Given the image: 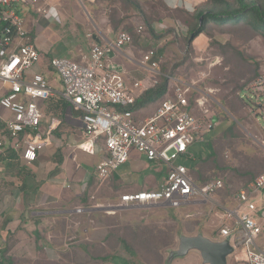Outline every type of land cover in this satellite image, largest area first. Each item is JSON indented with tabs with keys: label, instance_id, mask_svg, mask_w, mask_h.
<instances>
[{
	"label": "built area",
	"instance_id": "2783aa9c",
	"mask_svg": "<svg viewBox=\"0 0 264 264\" xmlns=\"http://www.w3.org/2000/svg\"><path fill=\"white\" fill-rule=\"evenodd\" d=\"M47 1L0 0V151L14 152L26 164L34 163L48 144V139L41 135L44 114L37 101H48L55 91L42 70L33 71L34 67H41L42 56L38 39L32 38L21 16V8L36 12L37 6L42 5V14L55 20L57 12ZM140 32L141 28L137 30ZM132 42V36L122 32L105 47L92 42L88 55L79 61L54 57L44 67L60 82V97L78 113L84 139L77 149L88 155L98 151L104 155L94 168L98 180L108 179L119 167L141 157L164 167L165 175L157 187L126 192L114 206L164 203L181 208L196 197L206 198L224 186L220 179L198 186L189 169L177 163L179 158L192 157L189 147L205 142L214 125L211 92L201 90L195 82L160 73L153 49L147 50L140 61L153 76L151 87L143 81L126 80L108 63L107 53ZM155 76L166 78V94L152 114L141 117L133 109L139 97L158 84ZM245 90L264 97V72ZM262 191L264 172L233 196L234 209L227 213L240 225L239 231L227 226L219 231V239L231 238L235 251L240 249L245 264H264V242L257 243L264 228L255 216V200Z\"/></svg>",
	"mask_w": 264,
	"mask_h": 264
},
{
	"label": "rangeland",
	"instance_id": "374dc122",
	"mask_svg": "<svg viewBox=\"0 0 264 264\" xmlns=\"http://www.w3.org/2000/svg\"><path fill=\"white\" fill-rule=\"evenodd\" d=\"M117 7V4H113L109 8L111 17L119 14ZM151 7L158 13L152 20L157 21V27L161 29L154 35L142 25L143 22L146 24L147 18H138L130 10L124 11L130 23L141 26L140 34L136 33L133 26L134 32L130 34L133 39L131 46L139 57L153 49L159 60L160 73L184 82H195L201 90H210L213 100L210 111L215 122L207 133L205 142L191 145L188 152L192 157L179 158L177 163L187 168L192 167L208 154L206 144L211 142L220 153V162L230 168L221 176L226 189H220L206 198L196 197L177 209L164 203L115 207L116 199L126 191L153 189L163 180L164 167L141 157L138 161L122 165L115 171L114 176L104 181L94 178L96 190L92 202L98 201L97 199L107 200L101 209L114 214L112 218L103 215L96 219V242H86L88 247L80 248V238L70 239L66 241V248L51 252L48 250L47 253L38 249L34 256H30L31 252L26 249L18 255L14 241L10 238L8 245L0 250V264H200L198 255L194 253L167 263L168 253L176 248L180 235L201 233L218 240L222 227L238 229L235 219L228 217L227 213L234 209L233 196L250 183V176L255 178L264 171V97H256L253 91L245 90L258 74L264 72V38L244 26L233 28L211 25L206 32L194 38L191 46L187 48L185 37L189 33L186 26L191 21H187L183 14L166 11L159 2L155 5H143L146 13H152ZM42 8V5L37 6L39 12L36 10L31 27L42 22ZM21 10V16L25 19L32 14L27 7ZM163 16H178L181 25L167 28L159 23ZM122 32L124 31L119 33ZM139 38L143 40L141 43ZM149 38L152 40L149 41ZM33 71L37 72V67ZM46 74L51 87L59 89L57 81L54 82V74ZM155 79L160 81L158 76ZM159 102L148 106L140 116L150 115ZM37 104L41 106L40 101ZM93 156H81L77 163L85 170H91L92 161L95 160ZM115 180L124 186L114 190ZM226 191L232 193L226 195ZM262 195L261 193L255 200L257 211L261 215L264 214ZM263 242L264 231L257 239L259 245ZM228 264H245L240 249L228 259Z\"/></svg>",
	"mask_w": 264,
	"mask_h": 264
},
{
	"label": "crops",
	"instance_id": "0c3cea01",
	"mask_svg": "<svg viewBox=\"0 0 264 264\" xmlns=\"http://www.w3.org/2000/svg\"><path fill=\"white\" fill-rule=\"evenodd\" d=\"M134 1L138 4L139 10L125 0H48L47 3L55 8L57 18L52 20L44 16L42 22L32 27L35 12L30 15L26 13V19H23L32 38L38 39L37 46L42 56L38 71L42 70L49 80L46 73L51 71L44 67L49 59L65 57L79 61L88 55L92 42L105 47L116 40L119 32H134L133 26L137 33L136 28L141 26L130 23L124 11L130 10L138 18H147L150 28L148 31L154 35L157 30H161L157 27L158 22L152 20L158 13H155L152 7L150 10L152 13H146L143 5H155L159 2L168 12L183 14L187 21H191L193 15L205 7V0ZM113 4L118 5L116 10L119 11L115 17L110 16L109 8ZM160 19L159 23L166 27L181 25L178 16L177 18L163 16ZM142 25L146 27L144 22ZM186 27L189 33V26ZM88 35H91V39ZM152 38H149V41ZM50 41L53 43L50 44ZM142 41L139 38V42ZM132 43L121 48H112L107 56L108 63L114 65L115 70L123 74L126 80L143 81L151 87L153 76L142 67L140 63L142 56L139 57L135 48L131 46ZM53 78L54 82L57 81L59 84V89L52 87L55 91L54 96L48 101H40V108L44 114L40 131L42 137L48 139V144L38 153L36 161L26 164L16 153L13 157H6L11 152L3 155L4 152L0 151V250L8 245L12 238L18 255L24 253L25 249L31 252L30 256H34L38 249L46 253L48 250L51 252L63 249L68 246L67 240L76 238L81 240L78 241L80 248H86L89 245L87 243L98 240L94 238L98 230L96 219L103 215L112 218L114 215L101 209L107 200L97 199L98 201L92 202L96 190L94 168L104 155L100 151L92 155L95 160L92 161L91 170H85L77 163L79 157L88 155L77 149L78 144L84 139L83 127L77 118L78 113L60 97L61 84L54 75ZM63 102L66 104L63 111L47 112L50 103L56 105ZM146 108L141 109L140 113ZM2 113L5 114L4 111ZM47 131L49 134H46ZM134 160L138 161L136 159L130 161ZM114 174L115 172L110 177ZM115 181L119 189L124 186L118 180ZM143 189L147 188L126 192ZM262 194L264 199V191ZM255 216L264 228V214L256 211ZM236 227L239 231L240 225L237 224Z\"/></svg>",
	"mask_w": 264,
	"mask_h": 264
},
{
	"label": "trees",
	"instance_id": "16d2710c",
	"mask_svg": "<svg viewBox=\"0 0 264 264\" xmlns=\"http://www.w3.org/2000/svg\"><path fill=\"white\" fill-rule=\"evenodd\" d=\"M125 2H129L135 9L139 10V6L134 0H125ZM211 25L233 28L244 26L255 35L264 38V0H205V7L193 15L191 24L188 25L189 36L185 38L186 40L184 39L187 48L191 46L194 38L206 32L207 27ZM146 27L150 29L147 22ZM166 90L167 80L161 77L158 84L146 90L139 97L133 109L134 113L140 115L141 109L155 104L157 101L159 102L165 96ZM65 108L66 104L64 102L56 105L50 103L47 112L55 110L63 111ZM233 128H235V125H233ZM206 146L208 148V154L204 158L198 160L195 165L188 168L189 174L199 186L212 180H222L221 176L225 171L230 169L220 162V153L212 146L211 142H208ZM5 153H9V151H4L3 155H5ZM10 156H15V153L11 152V154L6 155V157ZM231 170L235 172L234 169ZM163 174L165 175V172ZM253 180L254 177L250 176L249 181L251 182ZM113 189H119L117 183L113 185ZM225 189L226 187L224 184L221 190ZM226 192V195L232 193V191ZM122 242L124 243L123 240Z\"/></svg>",
	"mask_w": 264,
	"mask_h": 264
},
{
	"label": "water",
	"instance_id": "95a60500",
	"mask_svg": "<svg viewBox=\"0 0 264 264\" xmlns=\"http://www.w3.org/2000/svg\"><path fill=\"white\" fill-rule=\"evenodd\" d=\"M191 253L198 255L200 264H228V259L234 255L235 249L231 245V238L213 240L201 233L180 235L176 248L168 253L167 263Z\"/></svg>",
	"mask_w": 264,
	"mask_h": 264
}]
</instances>
